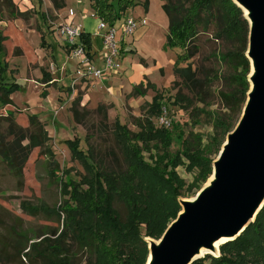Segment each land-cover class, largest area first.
<instances>
[{"label":"rangeland","instance_id":"374dc122","mask_svg":"<svg viewBox=\"0 0 264 264\" xmlns=\"http://www.w3.org/2000/svg\"><path fill=\"white\" fill-rule=\"evenodd\" d=\"M40 1L0 0L5 77L20 85L12 95V105L0 104V153L15 142H18L16 150L28 145L24 131L30 126L29 116L37 115L47 131V145L55 153L61 171L53 179L44 149L35 148L24 165L20 182L0 155V264H50L59 258L68 259L70 264H94L91 253L80 249L73 240L61 242L60 255L52 252L63 229V222L53 212L65 199L69 200L68 196H62L60 183L70 179L80 183L87 175L81 162L72 159L68 141L78 139L86 154L91 150V163L109 171H125L127 164L113 136L114 124L118 120L137 134L139 123L150 118V105L159 92L165 99L169 118L180 125L183 138L178 139V133L175 134L169 148L162 141H154L149 144L152 151H143L142 156L151 166L156 164L158 154L176 157L180 164L174 171L184 182L180 200H192L212 175L203 182L204 173L197 166L191 169L184 153L208 146L214 135L213 118L230 115L219 93L236 88L231 80L236 71L228 62L219 61V54L230 46L216 41L212 32L203 31L195 44L198 51L190 61L201 85L195 88L175 76L174 65L180 51L167 45L169 21L163 9L164 0H149L148 11L140 4L125 14L138 19L141 25L127 39L132 44L128 46L130 52L121 58V70L111 72L102 80L81 76L84 68L58 36L57 27L68 21L69 11L73 10L75 24L92 34L96 65L100 67L103 45L99 35L102 33L97 32L98 19L91 0ZM217 72L221 74L220 79H216ZM178 93L187 96L192 107L174 105ZM78 99L76 121L72 107ZM152 120L157 128H162L157 118ZM166 129L173 132V126ZM217 157L214 154L208 158L216 160ZM26 205L44 207L49 212L32 214ZM115 207L124 218L126 207L119 201ZM220 247L211 256H220Z\"/></svg>","mask_w":264,"mask_h":264},{"label":"trees","instance_id":"16d2710c","mask_svg":"<svg viewBox=\"0 0 264 264\" xmlns=\"http://www.w3.org/2000/svg\"><path fill=\"white\" fill-rule=\"evenodd\" d=\"M91 2L95 15L110 26H116L128 10L140 4L144 5L146 11L149 9V0ZM163 9L169 21L167 45L180 51L175 61L174 73L178 78L186 80L187 84L191 83L195 88L201 85L190 61L198 51L195 44L203 31L212 32L216 41L225 42L230 46L225 53L219 54V61L228 62L236 71L231 78L237 85L236 88L219 93L230 115H218L213 118L214 135L208 146H199L184 153L191 163V169L197 166L201 170L200 173H204L202 181L205 182L213 174L215 159H209L210 156L219 155L228 134L237 126L247 101L251 69L250 61L246 57L249 22L233 0H164ZM91 39V34L83 32L82 41L90 56ZM3 42L4 38L0 35V104L8 106L12 105V95L18 91L20 85L9 82L5 77L7 65H4L1 59L5 52ZM182 64L187 66L181 67ZM220 77L221 74L217 72L216 79ZM164 101L163 95L157 92L150 105V118L139 123L140 131L137 134L132 133L118 120L115 122L113 136L127 164L125 171H109L102 165L91 163V150L86 154L80 148L78 139L68 141L72 159L81 162L87 175L80 183L71 179L61 183L58 181L61 184L62 196H68L69 200L65 199L63 205L53 212L58 220L63 222V229L52 249L55 255H60L61 242L73 240L80 249L91 253L94 264H147L150 252L146 239L160 240L168 226L182 211L180 198L184 182L174 171L180 161L168 153L158 154L156 164L151 166L142 156L143 151H152L153 147L149 144L154 141H162L169 148L175 134L178 133L176 138H183L179 124L173 123V132L154 125L152 119L163 113ZM173 104L185 106V109L192 107V101L181 93L175 96ZM79 105L80 99L74 102L72 107L76 121ZM29 121L30 126L24 131V139L28 140V145L22 150H16L18 142H15L2 149L0 155L11 173L22 182L23 168L31 150L44 149V154L50 160L52 177L57 179L56 172L61 169L55 159V153L47 145V131L37 115H30ZM19 146L21 147L20 144ZM170 167L171 171L168 170ZM117 201L126 207L127 214L124 218L115 207ZM24 207L32 214L49 212L44 207ZM50 264L70 262L68 259L59 258V261L54 260ZM192 264H264V207L255 222L249 225L239 238L220 247V256L208 255Z\"/></svg>","mask_w":264,"mask_h":264},{"label":"water","instance_id":"95a60500","mask_svg":"<svg viewBox=\"0 0 264 264\" xmlns=\"http://www.w3.org/2000/svg\"><path fill=\"white\" fill-rule=\"evenodd\" d=\"M249 22L250 90L242 116L213 163L208 183L160 240L147 238V264H192L235 241L264 207V0H233ZM220 245V246H221ZM205 254V255H206Z\"/></svg>","mask_w":264,"mask_h":264},{"label":"built area","instance_id":"2783aa9c","mask_svg":"<svg viewBox=\"0 0 264 264\" xmlns=\"http://www.w3.org/2000/svg\"><path fill=\"white\" fill-rule=\"evenodd\" d=\"M69 17H74V11H69ZM142 21V24H145ZM141 22L133 17H127L117 26H110L103 20L99 21L98 32L102 39L103 66L98 67L93 62V58L88 54L87 48L82 41L83 29L76 25L74 21H67L57 27L58 36L64 41L70 50L74 59H77L81 67V76L89 75L93 79H105L111 75V72L121 70V58L123 57L122 48L127 39L133 37L138 31ZM157 124L161 127L170 128L173 121L169 118L167 110L164 108L163 113L157 118Z\"/></svg>","mask_w":264,"mask_h":264},{"label":"crops","instance_id":"0c3cea01","mask_svg":"<svg viewBox=\"0 0 264 264\" xmlns=\"http://www.w3.org/2000/svg\"><path fill=\"white\" fill-rule=\"evenodd\" d=\"M94 13V15H95V12H93ZM95 17L98 19V24H99V21L101 20V19H99L96 15H95ZM128 16H124L123 17V19L122 20H120L117 24H116V26L117 27H119L120 26V24L124 21V19L125 18H127ZM130 17V16H129ZM74 21V23H75V13H74V17H68V21ZM136 20H138V19H136ZM77 25V24H76ZM98 28V27H97ZM83 29V28H82ZM83 32H85V30L83 29ZM97 32H98V29H97ZM85 33H87V32H85ZM90 34V33H89ZM91 38H92V34H91ZM100 39H101V37H99ZM92 40V39H91ZM101 41H102V39H101ZM132 44V42H129L128 40H127V42H125V44H124V52H123V57H125V55L127 54V53H129L130 52V50L128 49V46H130ZM91 57L93 58V62L95 63V65H96V57H97V52H93V43H92V49H91ZM122 57V58H123ZM103 60V59H102ZM101 66H103V63L100 65V67Z\"/></svg>","mask_w":264,"mask_h":264},{"label":"bare ground","instance_id":"6f19581e","mask_svg":"<svg viewBox=\"0 0 264 264\" xmlns=\"http://www.w3.org/2000/svg\"><path fill=\"white\" fill-rule=\"evenodd\" d=\"M224 241H225V240H221V241L217 242L216 245H215L216 248L218 249V248L220 247V245H221ZM205 254H206V252L203 251V252H202V255H205Z\"/></svg>","mask_w":264,"mask_h":264}]
</instances>
